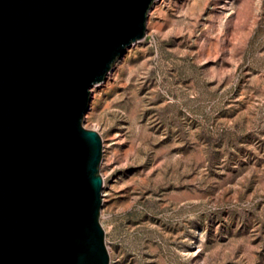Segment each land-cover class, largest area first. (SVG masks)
<instances>
[{"label": "rangeland", "instance_id": "rangeland-1", "mask_svg": "<svg viewBox=\"0 0 264 264\" xmlns=\"http://www.w3.org/2000/svg\"><path fill=\"white\" fill-rule=\"evenodd\" d=\"M111 264H264V0H158L92 88Z\"/></svg>", "mask_w": 264, "mask_h": 264}, {"label": "water", "instance_id": "water-1", "mask_svg": "<svg viewBox=\"0 0 264 264\" xmlns=\"http://www.w3.org/2000/svg\"><path fill=\"white\" fill-rule=\"evenodd\" d=\"M158 0H0V264H111L92 88Z\"/></svg>", "mask_w": 264, "mask_h": 264}, {"label": "bare ground", "instance_id": "bare-ground-1", "mask_svg": "<svg viewBox=\"0 0 264 264\" xmlns=\"http://www.w3.org/2000/svg\"><path fill=\"white\" fill-rule=\"evenodd\" d=\"M98 86H99V85H96V86H94V88H95V87L97 88ZM107 246H108V245H107Z\"/></svg>", "mask_w": 264, "mask_h": 264}]
</instances>
